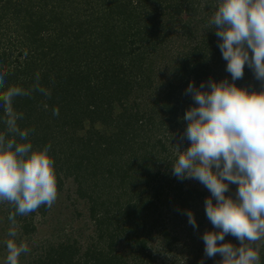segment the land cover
I'll return each instance as SVG.
<instances>
[{
  "label": "trees",
  "instance_id": "trees-1",
  "mask_svg": "<svg viewBox=\"0 0 264 264\" xmlns=\"http://www.w3.org/2000/svg\"><path fill=\"white\" fill-rule=\"evenodd\" d=\"M216 4L217 0H0V72L7 73L5 88L27 89L39 73L40 84L51 92L50 98L33 93L14 99V109L24 114L18 126L33 130L28 140L34 148L51 145L58 190L65 179L72 180L94 227V240L84 251L70 243L48 244L30 253L26 264H157L149 242L157 236L161 252L179 242V233L169 224L186 220V212L203 197L201 189L184 187L186 179L172 174L177 147L191 143L181 139L188 123L185 112L197 106L186 89L189 83L199 88L210 79L231 82L216 28L209 23ZM174 33L183 40L176 54L167 46ZM162 60L170 67L169 79L159 81L162 92L148 108H141L133 94L156 88L155 64ZM235 84L262 90L247 64ZM54 108L58 116L52 114ZM3 118L0 107V132L6 130ZM3 206L0 250L6 248L8 216L15 211L6 202ZM47 209L41 206L16 217L17 243L31 238L35 217ZM227 241L240 246L231 235ZM120 242L124 251L118 249ZM259 244L264 264V241Z\"/></svg>",
  "mask_w": 264,
  "mask_h": 264
},
{
  "label": "clouds",
  "instance_id": "clouds-1",
  "mask_svg": "<svg viewBox=\"0 0 264 264\" xmlns=\"http://www.w3.org/2000/svg\"><path fill=\"white\" fill-rule=\"evenodd\" d=\"M209 23L216 28L231 82L210 79L199 88L189 83L186 94L197 106L185 112L183 119L188 123L181 139L187 138L191 145L183 152L177 147L172 174L180 180L195 179L211 193L205 200L206 216L218 231L203 234L205 256L220 254L219 264H260L259 242L264 241V0H217ZM246 64L261 82V91L235 84L243 78ZM6 75L0 72V89H5L0 91V107L6 126L0 132V203L12 205L15 211L8 216L10 238L5 241L4 264H19L21 255L30 249L26 242L14 239L18 235L16 217L28 216L41 206L51 209L58 188L51 145L34 148L28 140L33 130L18 126L24 114L13 106L16 97L40 93L50 98L51 92L40 84L39 73L27 89L5 88ZM52 114L58 116L59 109L54 108ZM229 184L238 185L235 199L225 195ZM186 215L195 228L193 213L188 210ZM226 235L239 240L240 246L218 243Z\"/></svg>",
  "mask_w": 264,
  "mask_h": 264
},
{
  "label": "rangeland",
  "instance_id": "rangeland-1",
  "mask_svg": "<svg viewBox=\"0 0 264 264\" xmlns=\"http://www.w3.org/2000/svg\"><path fill=\"white\" fill-rule=\"evenodd\" d=\"M170 39V43L167 45L170 47L169 50L174 49V52L176 50L180 51L183 49V40L179 38L176 33L171 35ZM175 47L177 48L175 49ZM178 51H176L175 54ZM162 61L163 62L160 63L162 66L161 69L160 65L155 64L157 69L155 71L156 83L154 85L156 88L145 89L143 92H135L133 94L136 97L137 102L140 103L141 108H148L151 105L150 103L154 95L158 94L160 91L162 92L163 86H161V89H157V86L160 85L159 81L165 82L166 79H169L170 67H167V65L163 66L165 60ZM116 110H118V107H116ZM97 127L100 129L103 128L102 125L99 124H97ZM190 145L191 143L189 146L185 145L179 150L183 152L190 147ZM187 186L198 187L203 191V197L196 202L195 207H192V213L195 217L197 226L194 228L191 224H189L187 216L186 220H173L169 224L170 228L179 233L180 239L171 251L161 252V242L157 236L149 242V246H151L152 250L155 252L158 260L157 264H201V262H203V264H219L222 260V256L220 254H216L212 258L205 256V245L202 239V236L206 231H218L213 227L206 216L205 200L206 198L211 197V193L204 185L195 179H186L184 187ZM237 188V184H229V191L225 193V195L231 196L235 199ZM212 199L215 204V198ZM3 209V203H0V210ZM200 213L204 215L203 218ZM163 215L164 212L162 216ZM34 221L36 224V232L26 241L30 251L27 254L21 255L19 258V264H26L30 257V253L33 255L48 244L57 245L59 243H70L75 247H78L82 252L94 240V227L87 216L86 203L76 196L75 185L72 183L70 178L64 180L62 189L58 190V196L52 208L47 209L45 214L42 216L37 215ZM9 225L11 226V223ZM0 226H2L3 229L5 228L4 213L2 212L0 213ZM4 235L5 230H3L2 233L0 231V241L2 240L1 237H4ZM17 237L14 238L16 242L18 241ZM227 240L228 235L225 236L224 241H218V243H227ZM229 242L232 243V241ZM0 245L2 244L0 243ZM118 249L121 251L125 250L122 242L119 243ZM5 254H7V250L6 248H2L0 250V264H4L6 258Z\"/></svg>",
  "mask_w": 264,
  "mask_h": 264
}]
</instances>
